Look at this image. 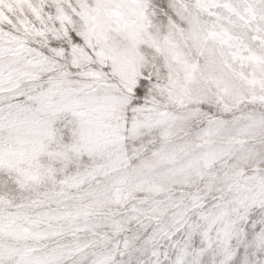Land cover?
<instances>
[{
	"label": "snow or ice",
	"instance_id": "snow-or-ice-1",
	"mask_svg": "<svg viewBox=\"0 0 264 264\" xmlns=\"http://www.w3.org/2000/svg\"><path fill=\"white\" fill-rule=\"evenodd\" d=\"M0 264H264V0H0Z\"/></svg>",
	"mask_w": 264,
	"mask_h": 264
}]
</instances>
